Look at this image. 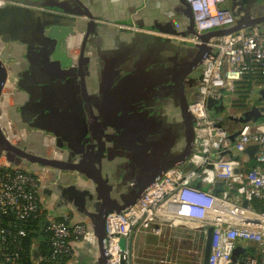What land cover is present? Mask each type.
<instances>
[{
  "label": "water",
  "instance_id": "obj_1",
  "mask_svg": "<svg viewBox=\"0 0 264 264\" xmlns=\"http://www.w3.org/2000/svg\"><path fill=\"white\" fill-rule=\"evenodd\" d=\"M75 1L90 18L85 32L79 21L71 16L81 10H71L48 0L0 3V106L5 90L21 91L18 93L23 112L21 125L37 129L17 142L4 131L0 119V158L4 157L7 164L25 165L30 171L39 173L42 176L40 195L43 206L54 215L59 208H69L80 215V219L72 221L89 226L93 239L84 243L94 255L92 261L109 264L107 215L126 212L170 168L185 164L193 152L196 118L191 112L189 97L194 88L188 85V81L199 71L204 54L211 51L209 40L238 30L264 31V0H248L247 3L232 0L230 8L235 23L207 32L195 29L191 6L187 0H181L188 14L189 28L183 32L163 33L159 35L161 39L156 38L160 43L169 44V48L182 57L181 63L177 66L170 64L166 70L169 74L167 81L173 89V105L178 107V118H172V122L178 123H168L161 118L163 124L160 121L159 126L169 135L161 144L166 146L170 141L173 144L156 155L152 150V159L148 157L150 153L145 140H152L150 127L157 131L158 114L155 113L153 119L157 121L154 124L146 122L138 133L129 126L131 107H127L124 101L109 103L98 96L93 97L89 89L85 52L95 21L87 6L81 0ZM74 30L79 33L72 35ZM121 30L134 31L123 27ZM135 34L141 40L149 37L145 33ZM173 34L195 36L199 42L176 41L169 36ZM10 43H15L13 52L8 51ZM175 44L177 50L173 47ZM24 47L26 52H23ZM165 94L162 98H166ZM226 94L223 90L222 97L208 98L207 107L212 117L227 112ZM242 107L240 110H244L236 116L231 115L230 119L240 123L264 121L263 101L254 100L248 107ZM238 133L230 135L233 142ZM47 137L52 139L54 149L65 152L62 158L36 151L35 148L41 145L48 149ZM133 151L140 163L139 171L121 178L114 168L129 164L134 157ZM208 169L211 171V166ZM210 182V176H205L196 184L207 188ZM223 184L218 182L215 191L222 190ZM248 204L249 201L245 200L244 205ZM212 234L213 226H209L202 264H209ZM133 238L134 235L130 238L131 244ZM120 247L125 249V238H121ZM244 251L241 246L236 247L230 261L235 263ZM33 255L38 259L37 249Z\"/></svg>",
  "mask_w": 264,
  "mask_h": 264
},
{
  "label": "built area",
  "instance_id": "obj_2",
  "mask_svg": "<svg viewBox=\"0 0 264 264\" xmlns=\"http://www.w3.org/2000/svg\"><path fill=\"white\" fill-rule=\"evenodd\" d=\"M187 2L198 32L225 28L236 21L229 5L232 0ZM169 36L176 41L199 42L195 36ZM209 45L212 49L203 56L198 78L188 81L194 88L190 109L196 127L187 167L170 168L126 212L107 215L109 264H136L131 236L160 235L166 225H187L200 233L193 264H202L209 226H213L209 264H264V211L250 204L252 198L264 201V121L233 122L230 116L244 109L234 110L228 100L246 76L264 75V31L238 30L211 38ZM223 90L227 92V114L212 117L208 98L222 97ZM237 131L233 142L230 135ZM251 144L258 146L259 164L245 169V159H249L245 152ZM205 176H210V185L197 186ZM41 182L39 173L25 165L7 164L4 157L0 158V249L8 250L12 243L18 246L28 233L22 224L42 216L53 250L51 255L39 257L36 264H68L66 260L73 256L74 244L91 241L92 233L86 223L72 221L69 213L59 216L48 212L41 201ZM218 182H224L223 188L215 191ZM245 200L248 205H244ZM171 203L195 211L190 215L173 212L167 206ZM121 238L126 239L124 250L120 247ZM238 246L245 251L232 263L231 256ZM4 255L7 261L12 260V255L19 258L18 251ZM168 261L171 259L163 260V264Z\"/></svg>",
  "mask_w": 264,
  "mask_h": 264
},
{
  "label": "crops",
  "instance_id": "obj_3",
  "mask_svg": "<svg viewBox=\"0 0 264 264\" xmlns=\"http://www.w3.org/2000/svg\"><path fill=\"white\" fill-rule=\"evenodd\" d=\"M48 1L60 3L71 10H81V13L76 11L71 16L74 15L82 29H88L90 18L75 0ZM81 1L92 12L95 21L85 52L87 71L90 76L89 89L93 97L98 96L109 103H112L113 100L124 101L127 107H131V114L142 117L149 124H154L157 121V119H153L155 113H157V116H159L158 123L161 121L160 123L163 124L161 118H164L165 122L175 123L176 125L178 122H172V118H178V110L177 113H175L176 111L170 112L172 109L169 107V102L173 104L174 100L173 89L171 90L170 88L171 95H166V99L169 101L168 103L165 102V105L168 104L166 108L155 111L153 107L157 104L160 90L166 91L169 89V81H167L169 74L166 73L168 66L170 64L177 66L182 61V57L175 50L170 49L169 44L160 43V40L157 41L161 39L159 35L161 36L163 33L183 32L189 28L188 14L181 0ZM244 2L247 3L248 0H244ZM122 27L129 30L133 29L134 31L124 32L121 30ZM139 32L145 33L149 37L141 40L135 34H141ZM156 38L158 39L156 40ZM14 45L15 43L7 45L9 52H13ZM173 47L177 50L176 44ZM23 52H26L25 47ZM14 53L17 54L15 51ZM253 78L255 79H250V76H246L238 84V86H244L251 81L250 88L248 89V86L244 88L246 100L243 103H239L240 107L237 106L238 109H242V106L245 105L248 107L249 101L261 100V102H264V75ZM160 82H163L164 87L161 86ZM18 93L21 94L22 92L12 93L10 89L5 90L3 102L0 106V119L3 129L11 137H14L17 142L24 140L25 136L29 135L33 130L37 131L36 128L21 125L22 112L21 104L18 101V95L20 94ZM238 93L239 91L237 90L235 95H244V93ZM235 95L228 98L231 105ZM242 99L244 100L243 96ZM149 130L151 139L157 140L159 145L164 138H169L168 134L167 137L158 135L157 131L154 132L151 127ZM172 144L170 141L168 148ZM245 153L248 155V160H250L252 166L259 164L257 158L258 146L256 144H251ZM179 167H187V164L185 163ZM114 170L115 172L118 170L120 173L119 177L125 178L137 173L139 166L124 164L116 166ZM170 209L173 212L182 214L188 208L182 205L175 206V208L170 206ZM46 210L50 211L47 208ZM189 210L191 209L186 212ZM55 213L59 216L63 213H69L73 220L81 218L80 215L69 208H59ZM188 213L189 215L191 214L190 212ZM136 235H134L132 241L134 253L136 252L135 245L140 239ZM93 258L94 255L88 251L86 243H76L74 244L73 256L68 264H96L95 260L94 262L92 261Z\"/></svg>",
  "mask_w": 264,
  "mask_h": 264
},
{
  "label": "rangeland",
  "instance_id": "obj_4",
  "mask_svg": "<svg viewBox=\"0 0 264 264\" xmlns=\"http://www.w3.org/2000/svg\"><path fill=\"white\" fill-rule=\"evenodd\" d=\"M244 88L243 86L239 87L238 94H243ZM234 98L232 107L234 110H239L237 106L240 107L239 103H243L246 99L243 100L242 96L239 95H235ZM28 145L27 143L26 146ZM35 149L36 151L47 153L48 156H52V147L45 149L41 145ZM193 211L195 210L193 209ZM136 234L140 238H137L138 243L135 245L134 260L136 264H163V260H168L169 258L171 261H168V264H193L195 260L196 243L200 233L193 227L187 225H166L160 235ZM38 260L39 257L36 259V262Z\"/></svg>",
  "mask_w": 264,
  "mask_h": 264
},
{
  "label": "trees",
  "instance_id": "obj_5",
  "mask_svg": "<svg viewBox=\"0 0 264 264\" xmlns=\"http://www.w3.org/2000/svg\"><path fill=\"white\" fill-rule=\"evenodd\" d=\"M253 77L255 76H250V79H255ZM248 83V85H244L243 87L248 86L249 89L251 86V81ZM239 87H241V85L238 86V91ZM244 95L245 96H241H243L245 100L246 94ZM251 164L252 163L250 162V160L245 159L244 168L250 169V167H252ZM250 204L253 205L258 211H264V201L257 198H252L250 200ZM22 226L26 228L28 232L27 235L21 238L18 246H16L15 243H12L11 245L9 244L8 247L10 248L8 250L0 249V264H36V259H34L33 257L35 249L38 250L39 257L51 255L53 249L50 244V235L44 232L43 217L37 216L31 222L22 224ZM15 251L19 252V258L15 259L13 257L14 255H12V260L7 261L4 254L7 252L13 254V252ZM69 260L70 258H67V263L69 262Z\"/></svg>",
  "mask_w": 264,
  "mask_h": 264
},
{
  "label": "flooded vegetation",
  "instance_id": "obj_6",
  "mask_svg": "<svg viewBox=\"0 0 264 264\" xmlns=\"http://www.w3.org/2000/svg\"><path fill=\"white\" fill-rule=\"evenodd\" d=\"M230 5V4H229ZM74 16V15H73ZM84 30V29H83ZM76 32V33H75ZM84 32H85V30H84ZM79 32H77V31H75L74 30V32H72V35H76V34H78ZM81 33V32H80ZM81 42H82V40H81ZM82 44V43H81ZM80 49V48H79ZM76 53L77 54H79L80 53V51H76ZM75 66H77V65H74V67ZM200 70H201V67L199 68V71L197 72V73H194V74H192L190 77H191V80H195L196 78H198V76H199V73H200ZM161 83V82H160ZM161 86L162 87H164V85H163V82L161 83ZM168 88L169 89H167L166 91L165 90H160V92H159V98H158V101H157V104H156V106H154L153 107V109L156 111V110H160L161 108H166L167 107V105L168 104H166L165 105V102H169L168 101V99H166V98H162V97H165L164 96V93H166L165 95H167V94H170L171 95V92H170V88H171V90H172V87H171V85L169 84L168 85ZM68 90H70V89H68ZM71 91V90H70ZM165 100V101H164ZM189 104L191 105V101H192V99H191V96L189 97ZM25 102H27V100H24V103ZM23 103V104H24ZM169 106L170 107H172V110H170V112H173V111H176L175 113H177V110H178V107H176L175 105H173V104H171L170 102H169ZM147 110H148V108H146ZM23 113V112H22ZM232 120V119H231ZM129 121H130V124H129V126H131V128H133L134 129V131H136V132H140L141 131V128H142V126L146 123V120L145 119H143L142 117H140V116H138V115H133V114H130V117H129ZM233 122H235V123H237V124H239L240 122L239 121H235V120H232ZM148 125H150L149 123H148ZM157 134L158 135H162V136H166L167 137V131H164L160 126H159V123L157 124ZM146 139V138H145ZM145 142L148 144L147 145V147H148V157H149V159H152L151 157H153V155L155 154V153H157L158 151H160V150H165V149H167L168 148V145H166V146H162L161 145V143H160V145H159V143L157 142V140L155 141V140H148V139H146L145 140ZM139 149V148H138ZM137 149V151L139 152V150ZM153 150V155L151 154V151ZM156 155V154H155ZM133 156L134 157H132L131 159H130V163H129V165H131V164H133V165H137L138 166V164H140L139 162H138V160L136 159V157H135V153H134V151H133Z\"/></svg>",
  "mask_w": 264,
  "mask_h": 264
},
{
  "label": "bare ground",
  "instance_id": "obj_7",
  "mask_svg": "<svg viewBox=\"0 0 264 264\" xmlns=\"http://www.w3.org/2000/svg\"><path fill=\"white\" fill-rule=\"evenodd\" d=\"M45 141H46L45 143H46V145H47L48 147H52L53 151H52L51 155H52L53 157H60V158H62V157L64 156V154H65L64 151L56 150V149L53 148V146H52V142H53V141H52V139H51L50 137H47ZM167 206H168V207L171 206L172 208H175V206L178 207V206H182V205L175 204V203H171V204H169V205L167 204ZM179 208H180V207H179ZM176 209H177V208H176ZM183 210H185V209L183 208ZM187 210H188V209H187ZM187 210H186V211H187ZM186 211H185V212H186ZM185 212L183 211V213H185ZM188 212L192 213L191 210H189ZM188 212H186V213H188ZM181 213H182V212H181ZM183 213H182V214H183ZM186 213H185V214H186ZM188 214H189V213H188ZM205 216H206V217H210V214L207 213V214H205Z\"/></svg>",
  "mask_w": 264,
  "mask_h": 264
}]
</instances>
